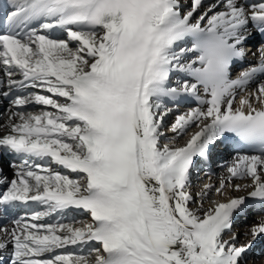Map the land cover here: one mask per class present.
I'll use <instances>...</instances> for the list:
<instances>
[{
	"label": "snow or ice",
	"instance_id": "snow-or-ice-1",
	"mask_svg": "<svg viewBox=\"0 0 264 264\" xmlns=\"http://www.w3.org/2000/svg\"><path fill=\"white\" fill-rule=\"evenodd\" d=\"M10 4L0 32V96L15 90V111L0 149L21 163L11 165L15 178L0 193V213L12 217V227L0 225V264L9 244L10 264H247L264 239V217L245 244L234 226L248 199L264 203V79H257L264 46L258 66L235 79L231 69L246 55L249 25L264 36V0ZM189 101L195 106L168 129L176 136L162 143L166 117ZM32 104L51 110L28 111ZM193 125L199 131L185 146H169ZM230 137L254 154L237 156L228 178L203 185L197 201V159L208 161ZM228 187L253 190L233 198ZM213 190L228 202L204 208ZM33 203L43 210L18 217ZM82 213L91 222H49Z\"/></svg>",
	"mask_w": 264,
	"mask_h": 264
},
{
	"label": "bare ground",
	"instance_id": "bare-ground-1",
	"mask_svg": "<svg viewBox=\"0 0 264 264\" xmlns=\"http://www.w3.org/2000/svg\"><path fill=\"white\" fill-rule=\"evenodd\" d=\"M185 1H188V0H180V2H182L183 4ZM205 1H208L207 4L214 2V0H205ZM247 2L248 3H255V2H258V0H247ZM183 7L185 8V6H183ZM198 15H199V13H197V16ZM249 28L251 29V33H250L248 39L246 40L244 47L251 49L249 57L254 60L259 55V52L257 51V49L261 46H264V36L260 35L252 27L251 24L249 25ZM58 35L63 37V33H59ZM188 44H190V42L184 43L185 46H187ZM252 64H254V63H250L249 65H247L244 70L251 67ZM235 78H237V77H235ZM258 80H261V79H258ZM254 86H255L254 84L250 85V87H254ZM29 91H34V90H29ZM14 95H16V94H14ZM10 99H11V97H10ZM5 100L6 99L4 97L0 96V111L2 109L4 110L2 112L3 113L2 116H4V118H3V120H1L0 125H5V127H0V137H3L9 133V129H8V127H6V125L8 124L9 111L10 110L15 111V108L11 105V101L5 102ZM192 107H194V106H192ZM192 107H190V108H192ZM180 108L174 109V112L170 114L172 116V118H175L173 124L175 123V120L179 114H182V113L190 110V108L188 110L185 107L184 108L180 107ZM42 109L43 110H51V109H44V106L35 105V104L27 106L28 111H33L35 113H38ZM168 121H169V119L168 120L165 119V124ZM15 122H19V121L17 120ZM197 131H199V128H197L195 125H193L188 130L187 135L177 136V138L169 146L170 147H177V146L183 147V146H185L187 141L189 139H191V136ZM165 133H166V136H165V138H162V141H161L162 143H168L169 140L172 139V137L176 136V133H173L170 130H165ZM239 155H245V153L239 154V153L233 152L231 150V148H227L221 153H216L215 156H213V158H212L213 165H210L209 163L199 164L197 167L194 168L193 175H192V184L195 182V184H199L200 187L205 185V184H211L214 186V188L219 187L220 182H221V178H225V179L228 178L229 173H228L227 169L230 166H232V164L236 161L237 156H239ZM20 163H21V160L19 159V157H16L13 154H11V153L3 150V149H0V177L5 178L4 182H0V193H3L7 190V187L9 185L7 184L6 181H11L12 179L15 178L16 169H14L11 165H13V164L19 165ZM58 170H60L62 172L67 171L64 169H58ZM202 170H204V171H202ZM208 173L211 174L210 177H209ZM67 174H69L71 176V178H73V179L78 178L77 174H75V173H67ZM199 174H201V175L199 176ZM206 176H208L209 178H208V180L205 181ZM243 181L244 180L233 179L232 184L233 185H237V184L240 185V183ZM231 188L232 187H228L227 192ZM193 197L196 198L195 195H193ZM228 197H232V195H229ZM228 197L217 195L215 193V191L213 190L212 192L209 193L208 197L205 199L204 208L211 207L212 206L211 201H213V200L217 201V202H228ZM248 197H249V195L246 196L245 198H248ZM198 201H199V198H198ZM195 204L196 203L192 204L191 207L192 208L198 207ZM249 204L253 205L254 210L256 212L264 211V203H260V202L248 199L247 208L249 207ZM247 208H246V211L242 214H245L247 212ZM35 210L42 211L43 208L40 205H38L36 208H27V209L20 206V208H18L16 210V213H18V217H21V216L22 217H29L31 215L32 211H35ZM82 215H83L82 217H84V219H86L85 221L91 222L90 216L88 214L82 213ZM262 217H264V215ZM11 218H12L11 216H5L3 213H0V225H7L8 227H12V224L9 223ZM70 219H77V216H66V217L57 216L54 218H49V222L55 223L56 220L67 221ZM1 220L6 221V223L2 224ZM235 223H236V221H235ZM236 225L237 224H235V226ZM237 230H239V229H237ZM253 247H254V244H253ZM11 248H12V245L9 244L8 245V252L3 253V264H10L9 255L11 252ZM255 249H257V248L255 247ZM66 251H71L73 254H76L78 252V249L69 248ZM253 251H254V249L253 250L251 249L249 251V253H253ZM256 264H264V262H256Z\"/></svg>",
	"mask_w": 264,
	"mask_h": 264
},
{
	"label": "rangeland",
	"instance_id": "rangeland-1",
	"mask_svg": "<svg viewBox=\"0 0 264 264\" xmlns=\"http://www.w3.org/2000/svg\"><path fill=\"white\" fill-rule=\"evenodd\" d=\"M189 2H190V0L185 1L184 4L182 2L181 3L183 6H185V8H187L189 6ZM207 2L208 1H205V4H207ZM6 100H5V102L11 101L10 98L6 99ZM3 111H4L3 109L0 111V122L4 118V116H2ZM168 119H169V121L166 122V124H165V130H168L169 127L171 125H173V122H174V118H172L171 115H169V117L166 120H168ZM202 171H204V170H202ZM200 175L201 174H199V176ZM208 178L209 177L206 176L205 181L208 180ZM251 184H252V181L250 179H246L240 183L241 187H243L244 185H251ZM202 187L203 186L200 187L199 184H195V182H194L193 186L191 188L192 195L196 196L197 201H198V197L196 194ZM251 190H253V189L248 188L247 190L235 191L233 188H231L228 191V196L232 195V197H234V198L246 197L249 195V192ZM195 205L198 206L197 203ZM263 215H264V211L256 212L254 210L253 205L249 204V207L247 208V212L245 214H240L237 216L236 223H235L237 225L234 226V231L239 235L241 244H245L249 241L250 237L247 236L246 233L248 232V230L251 226L257 224L260 221V219L262 218ZM82 216H83L82 214L77 216V220H83L84 222H87V221H85L86 219H84V217H82ZM76 226H80V224L78 223ZM237 229H239V230H237ZM255 247L257 249H255ZM253 249H254L253 253H248V255H247V264H256V262H264V239H261L258 242H255L252 250Z\"/></svg>",
	"mask_w": 264,
	"mask_h": 264
}]
</instances>
